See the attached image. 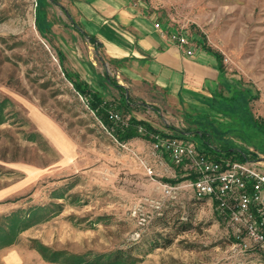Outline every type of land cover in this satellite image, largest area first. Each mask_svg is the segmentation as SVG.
<instances>
[{"label": "rangeland", "instance_id": "1", "mask_svg": "<svg viewBox=\"0 0 264 264\" xmlns=\"http://www.w3.org/2000/svg\"><path fill=\"white\" fill-rule=\"evenodd\" d=\"M143 1L221 57L229 90L212 100L209 141L245 153L264 170V0ZM66 12H75L68 0H0V102L7 101L0 117V229L10 230L4 220L14 214L28 224L0 248V264L107 262L116 255L121 264H264L262 254L233 244L226 222L209 200L194 196L168 154L140 138L116 142L88 110L58 59L55 37L72 34ZM67 40L73 47L75 40ZM75 47L111 78L112 68L88 43L77 38ZM143 103L116 111L164 136L171 128L186 132L175 138L218 158L193 136L189 108L166 98ZM165 185L174 190L166 193Z\"/></svg>", "mask_w": 264, "mask_h": 264}, {"label": "crops", "instance_id": "2", "mask_svg": "<svg viewBox=\"0 0 264 264\" xmlns=\"http://www.w3.org/2000/svg\"><path fill=\"white\" fill-rule=\"evenodd\" d=\"M68 1L75 11L74 14L66 12L72 21L69 30L72 34L67 32L55 37L63 76L64 71L72 81L86 91L96 93L113 109L121 106L124 98L128 99L130 105L125 109L128 113L143 108V101L152 97L166 98L173 105L189 108L193 113L190 116L198 113L209 119L215 116L210 107L212 100L219 98L221 90H229L227 73L217 54L199 42L198 35H192L193 56H186L170 39V34L178 30L150 11L143 0ZM58 5L62 7L60 3ZM156 23L160 28H155ZM68 37L75 40L73 47ZM77 38L88 43V49L98 60L112 68L111 78L98 71L95 62H85L73 52L77 49ZM67 58L71 61L66 63ZM64 79L70 83L65 76ZM127 118L139 120L135 116ZM170 130L171 135L178 132ZM169 134L166 136L170 137ZM149 138L140 139L151 141V135ZM224 156V153L217 155L218 158Z\"/></svg>", "mask_w": 264, "mask_h": 264}, {"label": "built area", "instance_id": "3", "mask_svg": "<svg viewBox=\"0 0 264 264\" xmlns=\"http://www.w3.org/2000/svg\"><path fill=\"white\" fill-rule=\"evenodd\" d=\"M155 28H160L158 23ZM170 39L186 56H193L192 35L176 31L170 34ZM108 120L114 125L112 130L125 129L129 123V118L116 110L108 111ZM138 132L145 134L142 127ZM151 141L156 151L168 154L170 162L183 172L194 196L211 202L226 222L233 244L241 252L264 256V170L257 167L259 163L213 159L189 141L161 134H152ZM163 187L166 193L174 190L172 186Z\"/></svg>", "mask_w": 264, "mask_h": 264}, {"label": "trees", "instance_id": "4", "mask_svg": "<svg viewBox=\"0 0 264 264\" xmlns=\"http://www.w3.org/2000/svg\"><path fill=\"white\" fill-rule=\"evenodd\" d=\"M51 1L55 2V0H51ZM40 34H43V33H40ZM90 42L91 43L94 42V39H90ZM96 47H99V46L97 45ZM217 57H218L220 63H222V59L218 54H217ZM58 59H59V63H61L62 59L60 58L59 55H58ZM63 73H64L65 78H67L70 81V83L72 84V87H73V90L75 91V93L78 94L80 97L85 99V104L87 105L88 110L93 112L94 116L97 117V119L101 122L103 127L110 133V135L114 138V140L116 142L123 144V143H127L130 140L137 138V137L150 139L149 136L152 134H161L158 130H154L146 122L137 120L135 118H129L128 126L125 129L115 128L114 130H112V128H114V125L108 120V108L110 106L107 103L103 102V100H101L100 96H97L96 93H90L89 91H86V89L82 88L78 83L72 81L70 79V76H68L64 71H63ZM113 86H115L118 89L120 88L119 86H116L114 84H113ZM6 103H7L6 100H2L0 102V117H1V114H2L3 109H4L3 106ZM129 105H130V103H129L128 99L124 98L123 104H121V106H119V108L128 109ZM116 109H114V110H116ZM117 112H119V111H117ZM187 119L192 121L195 124V126L197 125L198 130H197V132H195V134L193 136L197 138L198 143L201 147H204L205 149L206 148L211 149L215 153L216 152L224 153V155H225L224 157H219L216 159H220V158L235 159V157L239 158L240 161H245L248 159L247 155L241 151H238V152H236L234 150L231 151L232 148L230 146L219 147V148H215L212 146V144L209 141V138H210V136H212L213 133L208 129V126H209L208 124L210 122V119L208 117L202 115L201 113H198L195 116L187 117ZM1 122L2 121L0 120V123ZM140 127H142L145 130V132H146L145 136H141V134L138 132V129ZM189 133H191V132H189ZM176 134L178 136H172V137H180L182 139L187 138L186 132H184V133L176 132ZM162 136H164V135H162ZM169 182L172 184H175L177 181L169 180ZM38 210H40V208L31 210V212L34 214ZM24 221H26V222H24ZM4 222L6 224H8V227L10 230H7L5 228L0 229V248L6 247V246L11 245L13 243L16 232L20 229L19 224H24L26 226L28 225L27 219L26 218L21 219L20 214L11 215V216L5 218ZM108 257L109 256H106V258H108ZM53 258L55 259L58 257L55 256L54 254H52V259ZM121 259L122 258L120 256L116 255L114 260H112V261L109 260L106 262V261H102V260L97 259L96 262H92V261H87V260H84L83 258L77 257L75 259L73 258V262H71V264H121Z\"/></svg>", "mask_w": 264, "mask_h": 264}]
</instances>
